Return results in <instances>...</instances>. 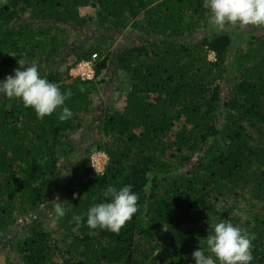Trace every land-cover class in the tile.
<instances>
[{"label": "trees", "instance_id": "trees-1", "mask_svg": "<svg viewBox=\"0 0 264 264\" xmlns=\"http://www.w3.org/2000/svg\"><path fill=\"white\" fill-rule=\"evenodd\" d=\"M84 8L93 18L81 17ZM208 14L204 0H0V80L23 59H59L91 25L115 35L131 27L148 39L115 58L126 79L122 106L106 108L98 140L77 156L75 138L109 67L105 39L76 48L63 73L40 71L71 91L70 120L38 119L0 96V244L6 236L19 242L11 264H194L191 253L206 247L218 219L254 233L252 264H264V37L231 62L228 35L200 37ZM93 54L95 81L69 77ZM93 147L107 157L102 174L90 166ZM109 184L132 185L137 212L118 233L89 235L83 224L73 231L72 216L102 202ZM57 197L68 211L55 228L35 223L15 234Z\"/></svg>", "mask_w": 264, "mask_h": 264}, {"label": "clouds", "instance_id": "clouds-1", "mask_svg": "<svg viewBox=\"0 0 264 264\" xmlns=\"http://www.w3.org/2000/svg\"><path fill=\"white\" fill-rule=\"evenodd\" d=\"M204 6L209 13L208 25L216 31H223L226 27L264 26V0H204ZM18 63L20 67L14 69L13 74L0 80V96L18 99L24 107L31 108L38 119L56 113L59 121L70 120L73 112L66 101L71 91L62 92L56 83L40 74L36 63ZM101 195L102 202L72 216L73 231L83 224L90 230L89 235H94L93 230L97 229L118 233L138 210L139 196L130 184L121 187L109 184L102 189ZM72 198L77 199L78 194L73 193ZM51 210L53 224L64 218L68 211L59 197L51 201ZM207 233L206 247H199L191 253L194 264H252L254 233L226 219L213 222Z\"/></svg>", "mask_w": 264, "mask_h": 264}, {"label": "rangeland", "instance_id": "rangeland-1", "mask_svg": "<svg viewBox=\"0 0 264 264\" xmlns=\"http://www.w3.org/2000/svg\"><path fill=\"white\" fill-rule=\"evenodd\" d=\"M93 10L89 8H84L80 10V15L83 19L93 18ZM95 29L92 25L85 31H82L79 35L74 37L76 43H73L69 48L63 50L60 54L59 59H54L49 62H44L43 60H29L23 59L22 64H31L36 63L38 65L39 71H43L47 68H51L53 66H60L61 73L64 72L65 68L62 65H69L74 61V51L79 46H83L85 50L90 47L95 46L100 40L103 38L106 40V45L109 51V67L100 75L99 81L100 83L97 85V92L94 95V103L93 109L83 120V126L79 130L78 135L75 138L74 145L76 146L75 153L73 155L77 156L76 153L79 148H82L92 142H95L99 138L100 133V119L101 114L106 110V108L119 109L122 104L121 100L124 98L125 94L124 90H126V79L124 76L119 75L116 69L115 58L117 55L126 48H131L133 46L141 45L148 43L147 38L138 32V30L128 27L119 35L115 34H105L102 31H94ZM88 30V31H87ZM213 35H228L231 38V54L230 58L231 62L233 60L234 55L240 54L247 49L248 42L257 36L264 37V26L262 27H253L248 26L245 28L239 27H226L223 31H216L212 27L208 26L207 30L200 33V37H210ZM89 38V40L87 39ZM211 57L209 58V60ZM214 61V60H213ZM27 67V65H25ZM225 92L223 93V95ZM95 147L92 148L90 156L95 152ZM73 156H70L67 161H64L62 164V170L65 173L66 171L70 172L71 167L74 164ZM35 223H39L42 225V229L49 231L52 228H55V224L52 223V210L51 205L43 207L41 214L39 216H33L29 219H24L19 222L17 227L15 228L16 235H24L31 226ZM21 238V236H19ZM19 240V239H18ZM0 244V253H2L3 257L0 256L1 264H11L15 253V249L18 248L19 242L11 244V240L8 236L1 239ZM6 254V255H5Z\"/></svg>", "mask_w": 264, "mask_h": 264}, {"label": "built area", "instance_id": "built-area-1", "mask_svg": "<svg viewBox=\"0 0 264 264\" xmlns=\"http://www.w3.org/2000/svg\"><path fill=\"white\" fill-rule=\"evenodd\" d=\"M214 60V55L210 53L208 59ZM97 60L95 54L91 55L89 60L80 61L74 64L68 71L69 77L77 79L81 82H92L95 81V70L94 66ZM90 166L96 174H102L107 164V157L102 151H95L89 158Z\"/></svg>", "mask_w": 264, "mask_h": 264}]
</instances>
